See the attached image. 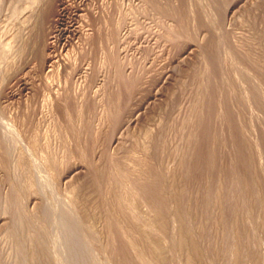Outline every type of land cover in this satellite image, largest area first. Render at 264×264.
Wrapping results in <instances>:
<instances>
[{"label": "rangeland", "instance_id": "rangeland-1", "mask_svg": "<svg viewBox=\"0 0 264 264\" xmlns=\"http://www.w3.org/2000/svg\"><path fill=\"white\" fill-rule=\"evenodd\" d=\"M35 1L0 0V264H264V0H89L54 67Z\"/></svg>", "mask_w": 264, "mask_h": 264}, {"label": "bare ground", "instance_id": "bare-ground-1", "mask_svg": "<svg viewBox=\"0 0 264 264\" xmlns=\"http://www.w3.org/2000/svg\"><path fill=\"white\" fill-rule=\"evenodd\" d=\"M88 1L89 0H36L30 6V8L31 7L32 8L28 9L29 10L28 12L30 14L29 17L31 18V24L28 22L30 24L29 30H28V36H29V40H30L29 43H30L31 47H34L35 50H37V49L40 50V52L42 54V59L44 60V64H46L48 67L53 66L54 63H55V65H57L56 60L60 57L61 52L63 54L64 51H66L68 47L71 48V46L75 45V44L72 45V43L74 41L76 42V39H78V40L80 39V41H81L82 35H84L85 33H88V32H85V31H88V30H85V28L88 27V25L85 22L86 19L84 20L85 17L83 16V12H86L88 9V7H87ZM27 3H29V2H27ZM179 6L182 10H184L186 5L184 2H181L179 4ZM87 12H89V10ZM22 13H24V12H22ZM89 13H87V15L92 16ZM26 14H27V12H26ZM85 16H86V14H85ZM25 18H26V16H25ZM86 18H88V17H86ZM93 20H95V19H93ZM91 24H90V26L92 27ZM94 26L97 27L98 25L94 24ZM99 30H100V28H99ZM89 31H91V30H89ZM96 33L98 36L101 35V34L100 35L98 34V30L96 31ZM66 56L67 55H65V57ZM66 58H65V60H66ZM88 66H86L87 69H88ZM164 76H165L164 77L165 79L168 77L167 75H164ZM26 82H25V80H20L16 87H14L11 90H9L8 92H6L7 94H6L5 98L7 100L13 99V98L17 97L19 93L27 90L29 84H27ZM157 96H158V92L151 95L152 98H156ZM6 99H5V101H6ZM67 106L68 105H66L64 103V108ZM144 109H146V106L142 105L141 108H139L138 110H136L134 112L133 116L130 118V121L136 122V118L141 114V112Z\"/></svg>", "mask_w": 264, "mask_h": 264}]
</instances>
